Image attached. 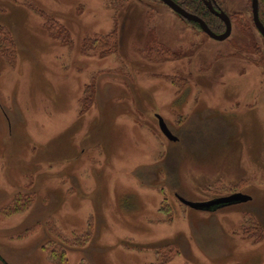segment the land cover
I'll use <instances>...</instances> for the list:
<instances>
[{"label":"rangeland","instance_id":"obj_1","mask_svg":"<svg viewBox=\"0 0 264 264\" xmlns=\"http://www.w3.org/2000/svg\"><path fill=\"white\" fill-rule=\"evenodd\" d=\"M248 7L223 4L244 20ZM231 26L215 41L158 0H0L17 49L13 65L0 56V264H52L51 243L67 264H264V43ZM113 30L116 53L81 52ZM149 36L179 58L145 59ZM83 97L92 104L80 114ZM33 193L24 212L3 214ZM234 193L251 199L212 211L177 199ZM89 220L90 241L71 246Z\"/></svg>","mask_w":264,"mask_h":264},{"label":"trees","instance_id":"obj_2","mask_svg":"<svg viewBox=\"0 0 264 264\" xmlns=\"http://www.w3.org/2000/svg\"><path fill=\"white\" fill-rule=\"evenodd\" d=\"M130 0H105L107 6L110 7H121L123 4L129 2ZM176 4H178L181 8H183L185 11L196 15L200 19H202L208 28L216 33L220 34L224 31L225 26L221 20H219L217 17L212 15L207 7L203 4L202 0H172ZM226 0H213V7L215 10H221L225 12L230 21L231 25H235L238 28L242 29H247V28H253L254 31L257 32V30L254 27L253 21H252V13H251V2L250 0H247L248 2V15L249 18L244 20L243 13L238 12V13H228L223 9V4L225 3ZM179 19H181L179 16H177ZM258 17L262 25L264 26V0H258ZM182 20V19H181ZM185 23H188L192 25L193 27H196L199 31V27L197 24L192 23V22H187L182 20ZM50 20L46 21V18L44 20V25H46L48 28L47 31L51 35L53 39H56L58 42L61 44H66L70 45L71 38L66 32L64 28H61L60 26L58 27L57 23H52ZM202 32V31H201ZM260 38L262 39L264 43V39L261 37V35L258 33ZM150 40L148 41L150 47L148 50L143 49L142 54L144 55L145 59L148 61H157V62H163V61H170L172 59H177L179 56L177 55V52L171 51L169 48H166L162 46V44H159L156 42L153 37L151 36L148 37ZM118 35L115 30L108 34H96V36L92 38H86L82 41L81 45V52L88 54V53H94L98 54L100 56H107L112 53L117 52V47H118ZM0 56L3 59V61L7 65H13L17 59V49L16 45L14 44L13 40L11 39L10 33L5 30V28H0ZM261 65L264 67L263 64L257 62V65ZM90 98L83 97L81 106H80V111L79 113H85L88 108L91 106L92 102L89 100ZM236 187V186H235ZM33 195H23V196H16L15 198V205L12 208L7 207L3 209V214L5 215H12V214H17V213H22L26 209V207L31 203ZM91 220V219H90ZM89 220L87 230L82 233L80 236L75 237L74 240L71 242V246L74 247H81L85 244H87L92 236V222ZM52 225V223H49ZM55 224V223H54ZM248 224V225H247ZM243 232L248 236V237H253L254 241H259L262 237V229L260 228L259 224L254 220V219H247L246 224L242 226ZM27 231V233H29ZM172 245H166L163 247L158 248V253L162 249H165L166 247H171ZM50 249H48V254H49V261L52 264H67V258H66V253L65 251L58 245L51 243ZM172 247V252L171 256H174L177 252L176 248ZM169 253V252H168ZM168 254H166L167 256ZM80 264H85L84 262H81ZM157 264H165V261H160Z\"/></svg>","mask_w":264,"mask_h":264},{"label":"water","instance_id":"obj_3","mask_svg":"<svg viewBox=\"0 0 264 264\" xmlns=\"http://www.w3.org/2000/svg\"><path fill=\"white\" fill-rule=\"evenodd\" d=\"M158 1H160L165 6H167L170 10H172L175 14H177V16H179L182 20L197 24L199 29L204 34H206L209 38L215 41L223 42L226 39H228L231 34L232 26H231V21L228 15L221 10H215L213 7V0H202V2L207 7V9L212 15H214L215 17H217L219 20L223 22L225 29L220 34H216L212 32L202 19H200L196 15H193L185 11L183 8H181L178 4H176L172 0H158ZM250 2H251L252 21H253L254 27L257 30V32L261 35V37L264 39V26L262 25L258 17V0H250ZM157 122H158V127H159L160 132L169 142H176L178 140L170 132L164 120L160 116H157ZM177 199L181 204H184L194 210L212 211L217 208L226 207L228 205H232L236 203H244V202L249 201L251 198L242 193H234L232 195L214 199V200L204 202V203L189 202V201L184 200L181 197H177Z\"/></svg>","mask_w":264,"mask_h":264},{"label":"flooded vegetation","instance_id":"obj_4","mask_svg":"<svg viewBox=\"0 0 264 264\" xmlns=\"http://www.w3.org/2000/svg\"><path fill=\"white\" fill-rule=\"evenodd\" d=\"M221 208H224V207H221Z\"/></svg>","mask_w":264,"mask_h":264}]
</instances>
